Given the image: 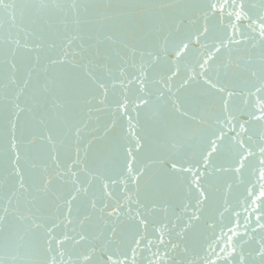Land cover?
Wrapping results in <instances>:
<instances>
[{"label":"water","instance_id":"obj_1","mask_svg":"<svg viewBox=\"0 0 264 264\" xmlns=\"http://www.w3.org/2000/svg\"><path fill=\"white\" fill-rule=\"evenodd\" d=\"M207 2H0V264H50L53 257L57 264H109L107 255H113V260L119 257L123 264H240L236 257L223 259L228 237H232L237 253L245 256L244 264H264V257L257 255L264 243V228L259 226L264 217L258 224L256 216L261 213L252 211L253 197L249 196L264 185L256 174L257 157H250L240 173L218 172L221 166L231 169L235 164V157L226 158L221 149L203 166L201 154L211 134L223 128L227 144L240 129L232 132L224 120L225 94L209 89L204 77L197 75L202 71L198 62L212 53L215 59L206 65L208 75L227 90L242 93L229 101L227 111L238 116L240 123L249 121L246 126L250 131L241 134L242 138L252 135V143L258 142L264 121L251 120L252 109L245 107L243 100L252 84L259 82L250 77V70L258 72L264 63V38L257 23L264 16V0H238L244 5L238 21L221 18V14L205 15ZM54 3L61 7H51ZM73 3L79 7H68ZM205 25L210 29L207 38L193 42L183 56H174L180 41ZM229 36L240 43H228ZM217 37L227 43L219 53L212 48ZM141 52L145 53L143 59ZM148 52L162 57L149 69L150 79L170 75L169 68L179 67L180 71L168 82L171 92L162 84H150L153 95L149 105L133 109L130 103L128 114L133 119L129 121L116 111V101L124 95L122 86L117 82L113 88L111 84L121 67L135 72L131 64L139 66L150 59ZM54 60L62 62L52 63ZM13 63L15 69L10 67ZM189 76L196 78L188 80ZM10 77L16 85L9 83ZM97 82L108 86L107 96ZM134 92L135 86L129 92L131 99H135ZM169 97L179 98L197 120L176 117ZM101 99L102 104L98 102ZM54 102L63 107L53 109ZM15 103L25 110L19 112ZM129 123L143 144L133 153V172L139 176L135 183L126 179L124 149L134 141ZM49 128L59 133L55 151L38 135L47 134ZM13 136L18 161L9 144ZM33 139L36 142L30 143ZM77 158L81 164L73 166V171L87 167L125 183L105 180L109 183L106 190L99 179L88 177L91 184L79 183L85 180L84 173L77 178L65 175ZM172 162L199 167L207 200L196 204V193L189 191L190 174L172 170ZM141 169L142 174L137 171ZM74 180L78 182L74 184ZM77 187L88 191L72 200ZM106 191L113 197L106 196ZM127 196L139 203H126ZM117 201L124 207L109 215ZM193 213L200 219L190 220ZM143 219H147L146 225L140 223ZM81 233L87 239L77 245ZM65 235L72 239L58 244ZM60 251L64 252L62 259L57 255ZM78 253H90L92 259L84 261Z\"/></svg>","mask_w":264,"mask_h":264},{"label":"snow or ice","instance_id":"obj_2","mask_svg":"<svg viewBox=\"0 0 264 264\" xmlns=\"http://www.w3.org/2000/svg\"><path fill=\"white\" fill-rule=\"evenodd\" d=\"M2 2V0H0ZM45 7H48L49 5H43ZM51 7L59 8L61 7L60 4H52ZM7 7V5H5ZM70 8H77L79 7L75 3L68 5ZM205 9V15L210 14H221V18L228 17L232 18L234 17L235 20L241 19V12L243 11L244 5L242 3H238V0H208V2L203 6ZM229 9H232L229 11ZM257 23L260 26V37L264 38V16H261ZM232 28H236L235 24L230 25ZM249 27H252L249 25ZM256 29H253L255 31ZM210 29L207 25L203 26L201 29H197L195 33H189L185 40H181L180 44L177 46L176 51L174 52V56L181 57L183 56L187 51L190 49V45L195 43H201V38H207L208 33ZM107 39H111V37H107ZM228 43H240V41L235 40L234 36L227 37ZM17 43H19L17 41ZM217 43L219 46H217ZM202 47H207L205 44H201ZM227 47V43H225L224 39L216 38V43H213L212 48L215 53L221 52L223 48ZM166 51V50H165ZM135 55V53H133ZM141 58L145 56V53H140ZM147 56L150 57L148 60H143L142 63L137 66L135 62L131 64V67L135 69V72H128L126 68L121 67L119 69L118 75L115 78V81L111 84V87H116L117 82L119 85L122 86V90L124 92V95L121 97V99H118L116 101V111L119 112L121 115L127 116L129 121L133 119L128 114V106L131 103L133 105V109L139 108L141 106H146L151 103L150 97L153 95V92L151 91V88L149 87L150 84H162L163 87H167L168 91L171 92V88L168 87V82L172 79V77L176 76L180 69L179 67H176L174 69L169 68L167 69L168 72H170V75H167L166 77L162 76L161 80H152L150 79V72L149 69L156 64H159L162 57L159 53H153L148 52ZM215 57L212 53H209L207 56V59L203 60V62H198L200 69H202L201 72L197 73V75L204 77V84L209 89H214L217 93H224L225 96L222 99V106L225 110L224 114V120L228 122V126L232 132H236V128L238 127L240 129L239 132H236L235 136H232L229 138V142L227 144L224 143L225 137L227 136V133L223 131V128L219 129L216 132H213L211 136L208 138L207 141V148L203 151L202 155V161L203 166L206 167L207 163L210 161V158H212L216 154L221 153V149H223V154L226 158L235 157V164L234 166L229 168H225L223 166L217 168L218 172H227L231 170L234 173H240L242 169L246 167V162L249 160L250 157L256 156L257 157V164L258 168L256 169V174L259 178V180H264V132L259 134V140L258 142L252 143V135H247L246 139L242 138L241 134H247L249 133L250 129L246 126L249 121H244L243 123L239 122L238 116H236L234 113L227 111L229 101L237 95H242V93H236L235 91L227 90L224 86L218 85L217 83L213 82V79L211 76L208 75L209 67H206L208 65V62L211 60H214ZM264 59V57H262ZM62 61H52V63H57ZM12 69L16 68V65L13 63L10 65ZM259 72V76H258ZM257 71H251L250 70V77L257 79L258 83H253L252 88L248 91V97L243 100V105L245 107H249L252 109L250 115L251 120L253 121H264V63H261L260 68ZM90 75V74H89ZM195 76H189L188 80H194ZM188 80L184 81V85L188 83ZM9 83L11 85H16V80L13 78H9ZM99 89L103 90L104 96H107L108 92V86L103 82H97ZM25 84H27V81H25ZM184 85H181L183 87ZM133 86H135V92L133 93L135 95V99H131L129 96V92L133 91ZM147 89V91H146ZM254 89V91L252 90ZM23 90H21L22 92ZM159 92L160 89H157ZM138 93V94H136ZM161 96H164V92H160ZM18 99V96H17ZM95 99V97H93ZM169 100L171 102V110L173 114L178 117L179 119L183 120L184 118H187L192 121L197 120V115L193 112H190L187 108L184 107V104L179 98L172 100L171 97H169ZM136 101H139V103H136ZM99 103H103V100H99ZM91 103V101H89ZM15 108L18 109L19 112H23L25 109L20 106L19 103L14 104ZM52 108L59 111L63 107L62 104L59 103H52ZM237 110H239V106H237ZM259 113V114H257ZM200 120L203 122L204 117L201 116ZM233 121H237L236 124H233ZM218 123H222L219 119L217 120ZM13 128H15V125L13 124ZM129 129L130 134L134 137V141L127 145L124 149L125 152V169L127 171V180H130L132 182H136L139 179V176L134 174L132 163L135 161V156L133 155L134 152H139V150L143 147L142 144V137L136 136L134 126L129 123ZM79 129H77V132ZM58 130L49 128L47 129V134H38L40 139H44L47 141L48 145H51L53 150L56 149V139L58 135ZM215 137L214 139L212 137ZM15 136H13L12 140L9 141L11 151L16 153V160L18 161L20 159V155L18 152H16V142H15ZM30 143H35L36 140L33 139L32 141H29ZM79 156V153L77 152V157ZM54 160L56 159L55 156L52 157ZM81 164V161L79 158L72 160V164L68 166L67 171L65 172V175H70L73 178H77L80 173L85 174V180L79 181V183L83 184H91L92 179H99L101 181V186L103 189L109 188V183L105 182V180L109 181L112 184L116 183H125L124 179H121L119 181L114 180L111 176L105 177L103 174H98L95 172L90 171L87 167H77L76 171H73V166H79ZM36 165L34 164L33 167ZM171 169L178 172V173H187L190 174L191 178L188 181L189 184V191L196 193V204H202L205 200L208 199V196L205 194L207 189L202 186V182L204 180V173L199 172V167L196 164L191 165H184L179 164L178 162H172L171 163ZM195 169V170H194ZM140 174H142V169L137 170ZM17 174L19 175V171L17 170ZM88 177H91L92 179H88ZM21 179H23L21 177ZM78 181L74 180L73 183H77ZM50 183V180L45 182V187H47V184ZM19 187L21 189L24 188V184L20 183ZM255 187V185H254ZM88 189L87 187H77L75 188V194L71 196L72 200H75L78 195L81 193H87ZM105 195L108 197H113V193L110 191H106ZM249 196L253 197L250 201V207L252 208L253 212L260 211V215L256 216L257 223L259 224V221L262 217H264V210H262V205H264V185H260L258 192L253 195V193L250 191ZM128 201H131L132 203H139V201H132L131 196L126 197V203ZM259 202V203H258ZM70 203V201H69ZM92 207H96L95 201L92 202ZM124 205L120 204L119 201H117L116 207L113 208L112 212L109 213V215L115 214L119 212L121 208H123ZM199 211V209H197ZM128 211H132L131 208L128 209ZM247 211V209H245ZM139 215V213H137ZM238 215V213H237ZM200 217L193 213V215L190 217V220L196 221L199 220ZM71 223V221H69ZM142 225H146L148 223L147 219H143L140 221ZM190 226V224L188 225ZM237 226H239L237 222ZM261 228H264V224H259ZM229 231H232V229H229ZM72 239V237H69L67 235L64 236L63 240L57 241L58 244L63 245L65 241ZM87 239V236L83 233L79 234V239L75 240V243L79 245L81 241H84ZM161 243H163V237L160 238ZM138 244L139 241H136ZM259 243V242H258ZM225 249L226 255L223 257L226 261L229 260L232 257L238 258L240 264H244L245 256L243 253H237V248L232 240V237H228V240L226 242ZM225 249H222V251H225ZM135 250L133 249V252ZM58 256L61 257V259L64 256V252L60 251L57 253ZM257 255L264 257V243L260 244ZM78 258H81L84 261H90L92 259V255L90 253H78ZM125 258H127V254H125ZM134 261V256L132 257ZM107 261L109 264H123V261L117 257L115 260H113V255H107ZM50 264H57L56 258L53 257L50 261Z\"/></svg>","mask_w":264,"mask_h":264}]
</instances>
